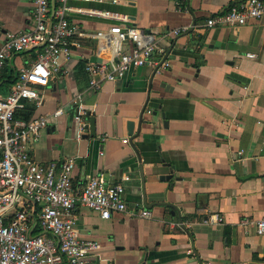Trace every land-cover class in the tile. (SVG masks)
Returning a JSON list of instances; mask_svg holds the SVG:
<instances>
[{
	"label": "crops",
	"instance_id": "0c3cea01",
	"mask_svg": "<svg viewBox=\"0 0 264 264\" xmlns=\"http://www.w3.org/2000/svg\"><path fill=\"white\" fill-rule=\"evenodd\" d=\"M239 1L69 0L73 10L126 14L132 26L155 36L154 57L170 64L154 76L152 68H135L90 89L85 65L109 58L108 47L92 34L108 24L72 11L68 20L89 36L73 39L79 45L63 64L65 72L39 88L41 106L25 102L33 108L30 118L48 119L30 145L36 162L72 158L74 192L99 173L125 187L127 211L108 220L75 208L77 234L101 244L86 264H260L264 258V234L239 226L242 219L264 218V20L203 27L208 17ZM49 3L52 15L58 2ZM32 11L33 0H0V45L4 33L33 28ZM181 27L189 28L186 34L168 35ZM35 55L29 49L6 60L0 93L8 92ZM76 102L95 118V137H76ZM58 108L63 114L53 118ZM142 111L140 132L131 139L126 124L134 122L135 133ZM140 210L151 217L138 216ZM214 215L220 224L209 223Z\"/></svg>",
	"mask_w": 264,
	"mask_h": 264
},
{
	"label": "built area",
	"instance_id": "2783aa9c",
	"mask_svg": "<svg viewBox=\"0 0 264 264\" xmlns=\"http://www.w3.org/2000/svg\"><path fill=\"white\" fill-rule=\"evenodd\" d=\"M57 2L58 7L51 15L49 0H33V28L23 33H5L0 45V86L6 60L13 54L36 50L34 60L20 70L8 92L0 93V264H86L88 257L99 253L101 244L81 239L77 234L75 208H86L103 220L113 213L127 211L122 183L111 185L99 173L88 178L79 192H74L72 158L46 165L34 160L30 145L47 128V117L36 116L27 121L14 118L15 111L23 109L25 102L41 106L43 97L39 88L46 87L52 75L65 72L63 64L71 58L72 47L79 45L73 39L89 36L86 30L68 20V13L75 11L108 24L92 34L108 47L109 58L106 63L85 65L90 89L96 91L103 83H113L135 68L149 67L158 72L170 66L169 62L154 57L155 36L132 26L126 14L114 10H73L69 0ZM251 20H264V0L236 2L208 17L203 27H240ZM188 29L176 28L168 35L177 37ZM74 111L80 139L86 124V107L76 102ZM62 114L63 109L58 108L52 117ZM128 178L124 177L123 181ZM137 215L151 217L146 210H140ZM221 222L217 215L209 220L213 225ZM239 226L252 227L257 236L264 234V218L252 222L242 219ZM260 264H264V258Z\"/></svg>",
	"mask_w": 264,
	"mask_h": 264
},
{
	"label": "water",
	"instance_id": "95a60500",
	"mask_svg": "<svg viewBox=\"0 0 264 264\" xmlns=\"http://www.w3.org/2000/svg\"><path fill=\"white\" fill-rule=\"evenodd\" d=\"M54 11V9H53ZM53 13V12H52ZM5 34V33H4ZM199 46H202V43L200 42L199 43ZM160 70L157 72H154L153 73V76L156 74V73H159ZM164 87H166V85L164 84ZM142 114H143V111L140 113L139 117H138V122H137V130L136 132L134 133V122L132 121H129L127 122L126 124V130H127V135L131 138V139H134L138 136L139 132H140V129H141V126H142ZM153 115H156V112L152 113ZM88 118V122L86 121V124L84 126V133L80 136L81 139H87L89 137L93 138L95 137L96 135V132H95V118L90 116L89 113H86V118ZM163 117V115H162ZM75 122V128H76V132L78 131V126H77V123L76 121L74 120ZM76 137H77V134H76ZM137 156V155H136ZM138 158V156H137ZM139 160V158H138ZM171 178L170 175L168 176H161L160 177V180H169ZM172 207V206H171ZM173 213H176L177 214V210L175 208H173ZM181 221V220H180Z\"/></svg>",
	"mask_w": 264,
	"mask_h": 264
},
{
	"label": "trees",
	"instance_id": "16d2710c",
	"mask_svg": "<svg viewBox=\"0 0 264 264\" xmlns=\"http://www.w3.org/2000/svg\"><path fill=\"white\" fill-rule=\"evenodd\" d=\"M4 75H5V73H3V76ZM8 79L11 80V77ZM32 113H33L32 106L25 104L23 109L15 111L14 118L27 121L30 119V116L32 115Z\"/></svg>",
	"mask_w": 264,
	"mask_h": 264
}]
</instances>
